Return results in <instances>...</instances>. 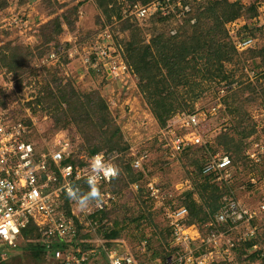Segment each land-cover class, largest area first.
Returning <instances> with one entry per match:
<instances>
[{"label": "rangeland", "instance_id": "rangeland-1", "mask_svg": "<svg viewBox=\"0 0 264 264\" xmlns=\"http://www.w3.org/2000/svg\"><path fill=\"white\" fill-rule=\"evenodd\" d=\"M7 1V7L0 11V45L6 42H10L11 45L17 43L22 45V52L29 62L28 71L25 73L10 72L0 67V100H4L5 108L12 116L11 120L13 122L18 120L26 126L25 139L33 144L37 152L46 153L54 149L55 141L61 136L67 137L79 149L83 140L77 134L74 126L57 127L52 113L42 110L40 105H35L33 102L42 95V77H47L49 83L53 79L62 85L70 83L79 94L97 92L105 101L111 117L119 125L129 147L133 151L138 150L146 154L143 168L142 162L141 167L136 168L140 170L142 177L132 183L128 175L125 174L126 186H123L121 193L115 195L108 192L111 199L105 209L107 217L102 220L101 225L105 224L104 226L109 227L112 225V221L124 218L125 229L122 230L119 240H123L129 247H133V244L149 237L150 250L162 256L166 254L169 257L173 252L169 250L168 236L166 239L164 238L167 227L166 213L168 210L182 206L180 193L185 188L194 185V178L191 174L192 167L186 165L183 162L184 159L180 161L179 155L172 156L169 150L164 148L163 142L169 143V137L173 133L167 136L160 134L162 128L154 120L140 94L138 79L132 69L126 66L130 70L129 77L113 79L105 73V70L101 68L103 65L96 58V49L99 48L97 43L105 27L111 26L114 44L121 48L128 40V31L120 29L121 22L116 18V15L112 14L107 19L105 13L98 8L96 0H86L85 3L77 7V0H49L53 9H46L54 10L52 17L57 18L61 24L62 32L58 37H55V41L49 43V46H52L49 51L40 54L39 29L50 20V15H47L49 10L39 13L38 5L42 7L46 0ZM259 10L257 22L253 23L254 27H264V4L260 6ZM22 20H25L26 24ZM244 21L248 24L253 22L248 19ZM13 22H17L15 25L18 28L13 27ZM176 23L172 22L170 33L174 31ZM241 25H243L242 21L236 23L234 29L237 30ZM150 26L144 28L145 43L149 42L151 36L146 31ZM246 34L243 32L240 37L237 31V37L240 40L248 37ZM254 37L257 41L256 46L263 47L264 34H256ZM102 43L103 41L99 45L103 47ZM52 53H55L56 57L50 59L49 56ZM243 59L246 64L247 62L256 64L259 60L250 57ZM105 63L109 64L110 61L107 60ZM227 68L229 70L231 67ZM245 68L244 66L242 71L237 72L235 75L237 81L231 82V85H227V82H221L219 85L204 83L201 87L202 90L197 92L198 98L193 107L180 112H196L202 115L199 119L198 133L203 140L201 146H207L203 155L204 160L216 154H228L221 148L214 150L215 140L219 136L228 135L240 142L241 156L244 152L245 157L235 162L236 177L232 194L237 202L257 211L258 205L264 201V97L261 95L264 84L256 82L258 76L254 74V71H248L247 77ZM18 81L21 82L20 85H16ZM247 84L253 86L251 91H241L235 99L231 97L232 91L235 92ZM230 107L234 108L237 114L230 113ZM240 118L245 119V122L243 121L241 127L235 129V121ZM175 119L172 122L173 128L177 124V118ZM251 124L254 125V133L247 138L239 136L241 131L249 129ZM174 132L176 133L175 129ZM100 152L107 151L103 149ZM252 153L255 154V160L258 159L257 163L251 159ZM79 157L84 159L86 154L82 152ZM131 164L132 162H130ZM133 174L135 173L133 172ZM133 184L137 185V190L132 189L131 185L133 186ZM148 184L158 190L159 193L156 197L150 195ZM76 197L80 198V196ZM71 207L76 214L80 210L77 201L76 203L72 202ZM150 214L153 217H150ZM140 215H144V218L135 222V218ZM79 218L82 222V229L79 232L84 231L85 234L94 231L95 241L97 239L103 241L104 232L97 231L96 226L98 225L93 224L89 228L87 225L90 221L82 217L80 213ZM255 219L257 220L256 227L260 233H263L264 212L259 213ZM195 231L190 232L193 237ZM26 242L23 238H19L16 248L1 247L3 252L0 253V264L8 262L27 264L24 260H17V257L24 252L23 247L26 246ZM260 244L264 246L263 242ZM160 255L155 256V259L164 261L167 258L162 260ZM220 255L221 250L217 249L216 258L218 260ZM218 262H220L219 264L223 263ZM43 264L53 263L47 261Z\"/></svg>", "mask_w": 264, "mask_h": 264}, {"label": "trees", "instance_id": "trees-1", "mask_svg": "<svg viewBox=\"0 0 264 264\" xmlns=\"http://www.w3.org/2000/svg\"><path fill=\"white\" fill-rule=\"evenodd\" d=\"M77 1L76 7L86 2V0ZM153 1L156 0H96L95 2L98 8L105 13L107 19L112 14L116 15V18L121 22L120 29L128 31V40L122 48L120 47L121 59L137 76L138 90L160 128H167L176 120L175 118L178 120L186 114L180 111L193 107L198 98L197 92L200 89L202 90L201 87L204 83L219 85L221 82H227V85H231V82L237 81L235 75H237V72L242 71L244 66L246 67L245 74L248 71H254V74L258 76L256 82L264 84V46H256L257 41L254 37L256 34H264V27H254L259 16L260 6L264 4V0H245L244 2L242 0H186L190 12L183 17L182 24L176 23L172 12L164 15L162 12L157 11L143 26H139L133 16L125 17L122 14V6L128 9L134 4L145 6ZM160 1L164 2V0ZM7 5V0H0V11L4 10ZM43 5L42 7L38 5L39 13L43 10L53 9L49 0H46ZM53 13L54 10H49L47 15H50V20L39 29L40 54L48 52L52 47L49 46V43L55 41V37H58L62 32L61 24L57 18L52 17ZM245 19L253 22L248 24L244 21ZM22 21L26 24L25 20ZM173 21L177 24L174 28L176 33L171 35L169 31ZM240 21L243 22V25L237 28L238 36L242 37L243 32H246V35L255 43L252 47L243 51L236 49V42L229 35L228 28L230 24H238ZM148 25L151 26L146 31L151 36L149 42L145 43L144 28ZM13 27L18 28L15 24ZM21 46L18 43L11 45L10 42L1 44L0 67L10 72H27L29 62L26 60ZM242 57L259 60L256 64L251 62V65L248 62L246 64ZM228 66L231 67L229 70ZM259 67L261 68L256 69ZM246 76L248 77V74ZM42 79V95L38 96L33 103L40 105L42 110L51 112L57 127L74 126L77 134L83 140V144L79 146V149L73 144L72 154L67 159L62 160V165H82L83 162L79 158L82 152L88 158L103 149H106V154L115 152L117 157L114 159V166L119 170L116 168V176L108 182L103 181L100 185H94V189L98 194L106 191L115 195L121 193L123 186H126V182H124L125 174L128 175L132 183L142 177L140 170L134 168L132 164L130 165V162L133 163L142 152L133 151L129 147L119 125L111 117L105 101L97 92L79 94L70 83L62 85L57 83L56 79L50 80L51 83H49L47 77H42ZM20 83L18 81L16 85H20ZM252 87L251 84H247L235 92L232 91L231 97L235 99L239 92L251 91ZM261 95L264 97V87L261 89ZM0 105L5 108L3 99L0 100ZM229 112L237 114L234 108L231 107ZM6 115L9 119L12 118L9 112ZM244 120L240 118V120L235 121V129L241 127ZM176 125L174 126L175 136H179L183 130L179 128L178 124ZM248 128L246 131H241L239 136L243 138L251 136L254 133V125L251 124ZM215 142L214 150L221 148L228 153L227 156L230 159L229 169L232 177L227 182H217L214 174L205 175L202 173L205 163L209 159L204 160L203 158L207 146L182 145L179 151L172 153L165 146V141L163 142L164 148L169 150L172 156L179 155L180 161L184 159L183 162L192 167L191 174L194 178V185L185 188L180 193L182 196L181 207L186 210L185 223L196 225L195 227L203 234L202 236L217 232H228L233 238L234 247L232 249L239 263H242L241 258L246 256L244 260L249 263L264 264V251L261 249L260 244L261 242L264 243V232H259L255 218L247 225L249 228L255 226V233L245 240H241L240 235L243 230H246V226L239 228L231 221L215 222V216L224 204L223 199L236 201L232 194L236 177L235 162L245 157L244 152L241 156L242 147L240 142L230 136H219ZM72 188L74 190L78 189L77 196L80 197H86L93 191V186L87 184L86 180L72 182ZM142 191L140 193H143ZM65 198L63 210L66 214H69V198L66 196ZM90 198L92 197L88 199ZM106 213L105 210L96 211L86 218L90 221V226L93 224L98 225L96 226L97 231L104 232L102 239L106 247H116L122 244L120 241H123L119 238L122 230L125 229L124 218L112 221V225L107 227L104 226L105 224L101 225L102 220L107 217ZM150 217H153L152 214H150ZM143 218L144 215H140L135 218V222ZM167 236L168 240L172 237V228L168 225L164 238L166 239ZM20 238L27 242L26 246L23 247L24 252L17 257L18 261L24 260L27 264H43L47 261L53 264H62L60 261L48 257L44 247L39 243V233L32 222L21 230ZM143 240L147 241V253L149 252L152 258L160 255L150 250L149 237ZM77 241L83 250L94 247V231L93 233L92 231L85 234L78 233ZM139 242L133 244V248ZM254 245L256 246L255 249H253ZM1 247L7 248L5 244L0 243V253L3 252ZM135 256H139V259L145 258L144 255L135 254ZM159 257L164 260L167 255H160ZM222 264L229 263L223 262Z\"/></svg>", "mask_w": 264, "mask_h": 264}, {"label": "built area", "instance_id": "built-area-1", "mask_svg": "<svg viewBox=\"0 0 264 264\" xmlns=\"http://www.w3.org/2000/svg\"><path fill=\"white\" fill-rule=\"evenodd\" d=\"M157 11L164 15L172 12L176 22L182 24L183 17L190 12V7L186 0L164 2L156 0L145 6L134 4L128 9L122 6V14L125 17L133 16L139 26H143ZM235 27L236 23L228 26L229 35L236 42V49L243 51L252 47L254 41L250 37L240 40ZM175 32L174 29L170 34L174 35ZM101 41L103 47L99 45ZM97 44L99 48L96 49L95 55L103 65L101 68L105 73L113 79L129 77L130 70L121 59L120 47L114 44L111 26L105 27ZM49 57L55 58L56 54L52 53ZM107 60L110 61L109 64L105 63ZM7 113L8 110L0 105V243L16 248L21 230L32 222L39 233V243L44 247L48 257L62 264H219L218 261L229 264H253L244 260L246 256L241 258L242 263L236 260L232 249L234 241L228 232L201 236L194 225H187L186 210L183 207L168 210L166 213L167 225L172 228V237L168 245L173 254L164 261L152 258L151 254L147 253L146 240L140 241L133 248L123 241L116 247H106L102 240L97 239L94 241V247L83 250L77 243L78 233L84 234V231L79 232L82 229L79 213L86 218L96 211L105 210L111 196L108 192L99 193L98 199L92 198L86 202V206L78 204L80 210L76 214L71 206L72 202L77 201L78 189L72 188V182L86 180L89 184L88 178L94 174V157H98L100 164L115 168L114 159L117 154L98 152L90 158L79 157L82 165H62V160L70 157L73 152V143L67 137H59L55 141L54 149L49 152H37L33 144L25 139L26 126L19 121L13 122L7 117ZM200 117L202 115L196 112L181 116L177 124L183 132L179 136H175L172 124L160 130L163 136L173 133L169 137V143L165 145L172 153L179 151L182 145L203 144L198 133ZM250 157L253 161H258L255 160L254 153ZM145 158L146 154L142 152L133 161L132 166L141 167V162ZM229 167L228 156L216 154L206 161L202 173L214 174L217 182H227L232 177ZM115 176L101 173L95 185H100L103 181L108 182ZM131 187L134 190L138 189L136 184ZM147 187L151 196L158 195V190L151 184ZM69 191L72 197L68 195ZM65 196L69 198V214L63 210ZM223 201L224 204L215 216V222L231 221L239 228L246 226V230L241 232V240L254 235L256 227L249 228L247 225L259 213L264 212V201L258 205L257 211L231 199L224 198ZM90 225L89 223L87 226L91 228ZM193 231L194 237L190 234ZM255 248L254 245L253 249ZM217 249L221 250L219 260L216 258ZM261 249L264 251V246H261ZM135 254L144 255L145 258L139 259Z\"/></svg>", "mask_w": 264, "mask_h": 264}, {"label": "clouds", "instance_id": "clouds-1", "mask_svg": "<svg viewBox=\"0 0 264 264\" xmlns=\"http://www.w3.org/2000/svg\"><path fill=\"white\" fill-rule=\"evenodd\" d=\"M93 170H94V174L88 178L89 184L93 186V191H91L88 194V196L80 197L79 199H77L78 204H80L82 207L86 206V202H87L89 197L98 199V193L94 189V185L96 183L97 177L101 173H106V174H108L110 176H115L116 175V171H117L114 167H110V166H107V165L100 164L98 157H94L93 158ZM97 170H98V174H96ZM68 195L70 197H72V194H71L70 191L68 192Z\"/></svg>", "mask_w": 264, "mask_h": 264}]
</instances>
